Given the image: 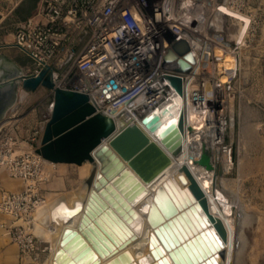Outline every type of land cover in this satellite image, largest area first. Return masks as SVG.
Masks as SVG:
<instances>
[{"label": "water", "instance_id": "water-1", "mask_svg": "<svg viewBox=\"0 0 264 264\" xmlns=\"http://www.w3.org/2000/svg\"><path fill=\"white\" fill-rule=\"evenodd\" d=\"M164 61L175 62L177 73H187L196 63V55L190 42L181 38L168 49ZM166 77L183 95V77L180 74ZM110 84L116 86L115 80H110ZM41 85L55 90V106L38 152L56 162L81 164L90 159L96 165L90 196L72 211H83L78 228L65 231L54 264H99L100 256L116 253L118 246L123 247L136 237L128 225L137 217L131 201L148 193L146 184L163 173L172 164L173 155L182 149L184 112L181 110L179 119L159 120V115H155L149 124L152 132L149 135L130 116L124 115L118 123L113 117L120 114L118 110L98 111L87 93L56 87L51 69L44 68L37 75L25 74L2 55L0 120L15 103L21 87L35 91ZM194 158L211 167L205 149ZM180 171L185 173L178 175L179 181L175 177L164 181L151 201L148 220L154 230L150 234L153 261L149 264H180L174 255L177 250L185 255L187 261L183 260V264H221L224 222L210 211L207 195L196 180L182 187L188 183L187 174L191 176L188 166L184 165ZM160 194L163 201L159 200ZM179 220L193 228L195 234L190 231L191 238L183 229V234L178 231ZM141 227V221L135 224L136 230ZM119 228L125 233H120ZM162 236L167 237L168 243ZM169 244L176 247L170 248ZM186 245L193 250L184 248ZM124 263L138 264L129 251L109 261V264Z\"/></svg>", "mask_w": 264, "mask_h": 264}, {"label": "built area", "instance_id": "built-area-1", "mask_svg": "<svg viewBox=\"0 0 264 264\" xmlns=\"http://www.w3.org/2000/svg\"><path fill=\"white\" fill-rule=\"evenodd\" d=\"M212 1L162 0L146 13L128 0H43L39 11L17 28L7 46L31 58L30 74L51 69L56 87L87 93L100 112L127 113L132 108L146 114L172 96L184 97L187 93L195 64L189 74L177 73L165 63L164 56L174 42L185 38L180 34L182 27L191 31L183 20L191 18L192 23H200V14L210 10ZM246 1L218 0L242 13L247 11ZM227 14L223 13L224 17ZM212 15L209 14L210 19ZM209 29L219 28L211 21ZM168 74L183 77V95L172 86ZM112 79L116 86L110 84ZM95 101L112 102L114 108L104 111ZM12 148L0 150V168L5 165L13 176H35L39 166L31 153L10 160L4 158L3 155L12 153ZM41 201L31 188L22 192L2 191L0 211L32 222L30 218ZM26 230L23 224L11 227L10 232L17 240L29 233Z\"/></svg>", "mask_w": 264, "mask_h": 264}, {"label": "rangeland", "instance_id": "rangeland-1", "mask_svg": "<svg viewBox=\"0 0 264 264\" xmlns=\"http://www.w3.org/2000/svg\"><path fill=\"white\" fill-rule=\"evenodd\" d=\"M42 1L0 0V20L3 19L0 44L13 41L17 28L27 20V15L40 8ZM161 1L128 0L140 5L146 13L159 6ZM245 8V13L223 8L229 16L223 15L221 39L228 47L210 42L212 47L203 60V67L206 76L214 78L216 83L221 81V75L227 74L228 81L216 93L221 98L218 108L226 105L223 114L227 119L231 115L235 118V135L231 136L226 129L224 142L233 155V168L227 174L228 191L234 199L238 197L242 202V210L238 212L241 258L237 264H264V0H247ZM208 31L214 37L219 34L215 29ZM232 53L236 54L238 65L230 55ZM2 55L21 67L23 72L30 71L32 60L19 49L2 48ZM19 96L15 108L7 113L11 123L0 132V150L13 147L12 152H15L37 147L41 124L51 115L52 95L46 88L22 90ZM83 172V168L76 164L44 163L40 175H35L34 181L29 183L34 185L42 203H48L50 198L53 202L56 197L78 188L85 178ZM35 240L24 264L46 263L51 243L41 236L40 241ZM245 243L247 246L243 250Z\"/></svg>", "mask_w": 264, "mask_h": 264}, {"label": "bare ground", "instance_id": "bare-ground-1", "mask_svg": "<svg viewBox=\"0 0 264 264\" xmlns=\"http://www.w3.org/2000/svg\"><path fill=\"white\" fill-rule=\"evenodd\" d=\"M223 8L231 10V8L226 4H222L218 2V0H214L211 3L210 10L200 14V23H192L191 18H185L183 20L184 25H187V27L190 26L192 29L190 31V29L181 26L182 29L180 31V34L182 35V37H185L188 41H190L192 49L196 55L195 67L193 72L191 73L194 76L188 82L187 93L184 95V97H181L178 94L172 96L169 101L162 104L160 107L147 111V116L145 113L141 112L142 110L135 111L132 110V108H130L131 110L127 113L124 112L118 115H114L118 123H121L124 118V115L130 116L133 121L138 122L140 126L149 135H151L152 132L150 130L149 124L155 115H159V120L179 119L181 110H183L185 139L182 149L176 155H173L172 164L156 179L151 181L149 184H146L148 187V193L142 194L133 201H131L132 207L137 212V217L133 218L132 222L128 223V225L134 231L133 233L136 235V237L131 238L130 241L126 243V245H124L123 247L118 246L116 253H113L112 255L108 256H100L101 261L99 264H109V261L111 259L118 256L120 253H123L124 251H129L133 258V261L138 264H149L153 261V257L151 255L150 250V234L154 230V228L148 220L150 204L157 187L161 185L164 181L171 177H175L177 181H179L178 175L181 172L185 173V171H180V168L184 165L188 166L191 176L187 174L188 183L186 185H182V187L190 186L193 182V179L196 180L199 185L204 189L207 195L210 211L214 215L219 216L224 222V247L220 250L221 264H237L238 260L241 258L240 226L238 220V212L242 210V202L238 197L234 199L228 191L227 182L229 178L227 174L233 168V155H231L232 150H230L224 142L226 138L225 135L227 132L226 129H228L231 136L235 135V118L232 115L229 117V119L226 118V114L224 115L222 112V109L226 105H224L222 109L218 108L221 102V98L219 99L217 97L218 95H216L218 88L222 86L224 82L228 81H226L227 74L221 75L219 78V81H221L219 83H216V81H214V78H208V76H206L203 67V60L204 58L208 57L210 49L212 47V44L210 42H215L222 46L227 45L226 42L221 39V31L223 29L224 20L223 13H225ZM210 13H213V18L211 19L209 18ZM211 21L212 23H215L219 28L218 36L214 37L208 31L209 23ZM192 34H194L195 37H193ZM170 46L171 44L169 45V47ZM7 47L10 46H7V44H0V49ZM229 51L233 52V50L230 48ZM230 55L234 57L236 65H238V59L236 54L232 53ZM169 65L173 68L175 62H171L169 63ZM189 72L185 74H189ZM25 74L30 73L28 72ZM41 87L46 88L50 94L55 93L54 89H49L42 85L39 88ZM22 90L24 89L21 87L18 93V97H20L19 95ZM196 95H199L198 100L195 97ZM95 102L97 103L99 108H102L104 111L107 112H110V110L114 108L112 102ZM54 106L55 102L53 94L52 102L50 104L51 115L41 124L42 133L40 135V139L38 140L37 147L23 148L22 150L18 148L19 150L15 152L3 155L5 159L10 160L19 154L31 153L34 156L32 160L38 161L39 167L37 168L36 175H40L44 163L54 165L56 163L76 164L80 168H83V174H85V178H83V183L78 188L67 192L64 195L56 197L53 202L50 201L52 198L48 199L52 203H49V201L48 203L39 202L35 207V211L39 208L40 211L38 213L36 212L38 215H35V218H33V214L35 211L33 212L30 218L32 222L25 221L24 219L17 220L16 218H12L11 216L5 213L10 217V222L8 224H2V227L6 228L12 241L18 245L21 253V258L24 257V259H22L23 261L25 260L26 255L31 253L32 248H34L36 242L35 239H37V241H40L41 236L51 243L50 254L45 264L55 263V256L58 250L60 249L61 240L65 231L71 228H78L83 211H78L76 213L72 211L77 204H85L88 197L90 196L95 181L94 169L96 168L95 163L90 159H86L81 164L56 162L45 158L41 153L38 152V149L42 146L45 128L52 116ZM14 108L15 103L8 110H12ZM8 110L4 114L3 118L0 120V132L4 126H6L10 121H12L10 120L11 117L7 116ZM145 116L146 118H144ZM203 149H205L208 157L210 158L211 167H208L207 165L199 162L194 158L195 156H198V154ZM3 169L7 170V167L3 165L0 168V172ZM7 172L13 178H22L26 181V187L23 190L12 192H22L27 190L28 188H31L35 191L34 185L32 183H29L30 180L34 181V176H13L8 170ZM0 191L1 197L2 191L11 192L2 189L1 179ZM158 197L159 200L163 201V195L160 194ZM139 221L142 222V227L140 230H136L135 224ZM179 222L181 226L176 227L178 231L183 234V229L186 234L189 235V238H191L190 231L191 233H193V235L195 234L193 228L187 222L186 225H184V223H182L180 220ZM23 224L25 229H27L26 231H29V233L25 232L17 240H15V237L10 232V229L15 225ZM32 227H34V231L40 236H38L32 230ZM22 229L24 228L22 227ZM119 232L125 233L122 228H119ZM31 239H33L32 242ZM246 246L247 244L245 243L243 250L246 249ZM187 247H189L190 250H193V248H191V246L189 245H186V247L184 246V248ZM195 248L197 247L195 246ZM188 254L190 255V253ZM174 255L180 264H183L184 261H187L185 255L181 250H177Z\"/></svg>", "mask_w": 264, "mask_h": 264}, {"label": "crops", "instance_id": "crops-1", "mask_svg": "<svg viewBox=\"0 0 264 264\" xmlns=\"http://www.w3.org/2000/svg\"><path fill=\"white\" fill-rule=\"evenodd\" d=\"M38 9L27 15V19L33 17L38 12ZM2 20H0V24ZM0 179L2 189L6 191H21L26 187V181L24 179L11 177L6 169L0 172ZM9 222L10 217L0 212V264H24L18 245L12 241L6 228L2 227V224H8Z\"/></svg>", "mask_w": 264, "mask_h": 264}, {"label": "snow or ice", "instance_id": "snow-or-ice-1", "mask_svg": "<svg viewBox=\"0 0 264 264\" xmlns=\"http://www.w3.org/2000/svg\"><path fill=\"white\" fill-rule=\"evenodd\" d=\"M162 239H163L166 243H168V239H167L166 236H162ZM169 246H170V248H171V247H176V245H174V244H169Z\"/></svg>", "mask_w": 264, "mask_h": 264}]
</instances>
